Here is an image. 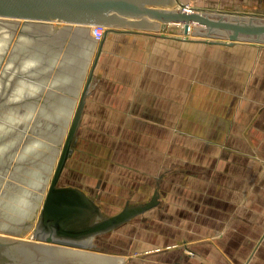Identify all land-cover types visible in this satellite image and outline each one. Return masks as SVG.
<instances>
[{
    "label": "crops",
    "instance_id": "1",
    "mask_svg": "<svg viewBox=\"0 0 264 264\" xmlns=\"http://www.w3.org/2000/svg\"><path fill=\"white\" fill-rule=\"evenodd\" d=\"M160 32L98 43L68 185L104 217L153 200L112 230L153 264H264V48Z\"/></svg>",
    "mask_w": 264,
    "mask_h": 264
},
{
    "label": "water",
    "instance_id": "2",
    "mask_svg": "<svg viewBox=\"0 0 264 264\" xmlns=\"http://www.w3.org/2000/svg\"><path fill=\"white\" fill-rule=\"evenodd\" d=\"M0 18L54 23L50 34L44 32V27L34 34H40L47 41L57 35L61 23L88 28L100 26L104 29L103 36L112 31L162 32L167 26L177 24L181 25L183 34L203 38L202 42L209 44L264 45V16L240 11H197L178 5L177 0H0ZM97 48L41 204L34 241L1 240L0 260L14 264L22 259L25 264H33L34 255H46L37 246L47 244L81 250L94 248L91 243L86 245L83 242L116 229L154 204L152 200L143 206L125 207L113 216L104 217L82 190L69 185L59 186L101 44L97 43Z\"/></svg>",
    "mask_w": 264,
    "mask_h": 264
},
{
    "label": "rangeland",
    "instance_id": "3",
    "mask_svg": "<svg viewBox=\"0 0 264 264\" xmlns=\"http://www.w3.org/2000/svg\"><path fill=\"white\" fill-rule=\"evenodd\" d=\"M258 1L261 3H258ZM177 3L178 5L182 4L187 8L197 11H240L242 13L264 16V0H177ZM0 22L4 25H0V27H2L0 30V125L3 127L5 126V129L3 130L5 133V131H7V127L10 125V118H14L16 113H18L17 110H23L22 108H25V105L28 104L27 110L34 111V117L37 118L38 116V118H40V120L35 121V124L39 125L41 129H43L44 136H46L45 139L48 140L50 145L49 150L46 152L41 151L43 152V155H41V153H37L35 156L33 155L35 159L32 160V162L29 160V162L25 164H19V162L16 163L13 161V154H17L20 151V147H11L9 149L0 148V226L2 229L8 230V227L15 224L14 219H9L10 216L16 215L15 218H17L16 211L18 210L20 203H17L19 200L18 197H20L22 191H24V187L28 185L30 186V184L33 183V180L38 182L35 189L38 188L39 191L34 189L30 199L32 208H30L28 212L32 214L31 218L36 216L39 200L38 195L40 193L42 183L44 182L45 175L51 168V163L53 162L56 151H58L57 149L59 148V143L61 139H63L60 138L61 132L63 131L62 127H65L69 122H71V118L75 110L73 105L77 104L75 100L77 93L75 94L76 96H74V92H76V90L73 88L78 84L77 82H79V80L80 84L85 82L97 43L92 41L90 32L87 33L86 36L81 35L80 32L70 35V32L66 31L60 37H58L57 32L55 37L53 36L49 41H47L48 39L45 37L35 36L36 39L33 37L34 34L37 33L38 29H41L42 27H44L43 30L46 32V25L42 24L43 26L40 28L34 27L33 29V27H31L32 23L24 21ZM32 25L35 26L36 24ZM160 33L170 35L175 38H186L197 42L203 41V38L183 34L181 27L177 25H173L171 28L163 30ZM40 38L43 40H40ZM63 38H66V40ZM52 43H57L58 45L55 46L52 45ZM250 45L256 48L258 46H260L259 48H264V45ZM87 46L93 49L88 63L85 61L87 55L85 52H87L88 49ZM5 67L6 69H4ZM86 67L87 71L84 73V68ZM16 70L18 71L16 74L14 73V75H10L11 71L15 72ZM63 70H65L64 74L69 77V82H65L66 79H64V82L62 81V78H65ZM74 76H76L75 82L73 81ZM25 77H27V80L30 82L29 84L35 92L23 99L21 102L16 103L14 101H10V94L12 91L11 88L16 86V84H18L19 81H22ZM83 78L84 81L82 82ZM12 84L15 85L10 88ZM72 106L73 109H71ZM58 112L61 113L60 118L65 117V121H56L60 123L59 129L54 127L56 122L51 119L56 117L55 115H58ZM31 125H33V123H31ZM10 134L11 132L1 134L2 137L0 138V147L4 144H9L13 140ZM20 139L16 138L14 143L20 142L19 144L23 145V143L26 142L24 137L23 141H20ZM19 144H17V146ZM13 149L15 150L13 151ZM45 164L47 166H45ZM70 173L73 175L72 168L68 165L65 166L59 180V186H66L73 181V178L68 177ZM114 202L115 201H112V203ZM21 212L19 211L18 213ZM16 221V225H18L16 227L18 228H15V230L19 233H22L21 231L23 230L24 233L22 235H13L10 232L14 231V229L9 228L10 231L8 230V232L10 234L0 232V241L3 240L5 242H9L13 240H22L26 242H33V235L36 232L37 220L35 223H31L30 221L25 222L24 220ZM21 224H23V228L26 227V229L21 228ZM135 231L136 228L135 230L133 229L130 231L127 236H138ZM115 236L116 234H113L112 231H110L109 234L105 233L94 236L90 239L92 247L94 248L84 249V251L109 254L110 256L118 258L120 257L123 259L122 264H153L152 258H154L156 254L138 255L139 251L137 252V250H135L134 253L125 250L120 247L122 241L121 237L119 236L115 238ZM73 251L81 252L82 250L76 249ZM33 257V259H35L33 261L36 264H41L42 260L44 261L42 264H78L81 261L85 262L82 257H75V259H73L74 261L70 259V256H62L61 259H56V256H52V258L51 256L46 255L41 257L34 255ZM50 260L54 261L51 262ZM25 263L26 262L22 259H18L14 262V264ZM0 264L13 263L1 259Z\"/></svg>",
    "mask_w": 264,
    "mask_h": 264
},
{
    "label": "bare ground",
    "instance_id": "4",
    "mask_svg": "<svg viewBox=\"0 0 264 264\" xmlns=\"http://www.w3.org/2000/svg\"><path fill=\"white\" fill-rule=\"evenodd\" d=\"M0 21H11L12 22V21H20V20H12V19H8V18H0ZM28 23L36 24L35 26H33L31 24V27H33V29H34V27H36V28L39 27L40 28L41 26L46 25V27H47L46 28L47 29L46 33H49L50 29L53 28L54 25H55L54 23H43V22L42 23L28 22ZM0 25H3V24H1V22H0ZM175 25H177V24H175ZM58 26H59L58 27V37L62 36V34H64L66 31L67 32L69 31L70 35L73 34V33H76V32H80L81 35H86V36H87V32H89V28L88 27H80V26H76V25L75 26H68V25H65L63 23H61ZM177 26L181 27V25H177ZM1 28L2 27H0V30H1ZM24 36H26V35H24ZM37 36L40 37V34L37 35ZM33 37L36 39L35 36H33ZM63 39L66 40V38H63ZM40 40H43V39L40 38ZM92 41L95 42L93 40V38H92ZM52 45L57 46L58 44L57 43H52ZM93 45H91V46H93ZM87 48H86L87 52H85L87 54L86 58H85V61H87V63H88V61L90 60V55L93 52V49L91 47H89V46H87ZM4 69H6V67ZM84 69H85L84 73H86L87 67L84 68ZM2 72H3V70H2ZM16 72H18V71L17 70L15 72L11 71L10 75H12V74L14 75V73L16 74ZM64 73H65V70H63V74ZM64 77L65 78H62L63 82H64V79H66L65 82H69L70 81L69 77L67 75L64 74ZM75 77L76 76L73 77V81L74 82H75ZM25 78H23L22 81H19V83L16 84V86H13L15 84H12L10 86V88L13 86L11 88L12 91H11V94H10L11 95L10 96V101H14L16 103L21 102L23 99L27 98L29 95H31V94H33L35 92L32 89L31 85L29 84L30 82L27 80V77H25ZM83 81H84V78H83L82 82ZM15 82H17V81H15ZM77 83H78L77 84L78 86L75 85L74 88H73L74 90H76V92L73 91L74 92V96L77 95L76 98H75L76 103L78 102L79 95H80V93H81V91L83 89V86H84L85 82L83 84H80V80H79V82H77ZM19 98H20V100H19ZM75 105L77 106V104L73 105L74 109H75ZM73 106H72L71 109H73ZM22 109L23 110H21V109L17 110L18 113L15 112L16 116L14 118H10V121H9L10 125L7 127V131H5V133L3 131L5 129L4 128L5 126L3 127L2 125H0V138L2 137L1 134H6V133L11 132L10 136L13 139L9 144H4L2 146L3 148L2 147H0V148L1 149H6V148L9 149L11 147L12 148H14V147L19 148L20 147V151L17 154H13V158H14L13 161L16 162V163L19 162V164L20 163L21 164L22 163L25 164V163L29 162V160L32 162V160L35 159L34 156L37 153H41V155H43V152H46L47 150L50 149L49 142H48L47 139H45L46 136H44L43 129H41V127L39 125L35 124V121L36 120H40V118H38V116H37V118L34 117V111H31V110L28 111L27 110L28 109V104L25 105V108H22ZM70 112H71V110H70ZM57 114L58 115H55L56 117H53V118L50 117V118L53 121H55V122L56 121H58V122L65 121V117L60 118L61 117V115H60L61 113L60 112H58ZM58 122L55 123L54 127L59 129L60 123H58ZM31 123H33V125H31ZM67 123H68V121H67ZM69 125H70V122L65 127H62L63 131L61 132L60 138H63V139L65 138ZM1 128H3V129H1ZM55 133H54V136H55ZM23 137L26 139V142H24L23 145L19 144L20 142L19 143L18 142L14 143L16 141L15 140L16 138L17 139L21 138L20 141H23ZM63 139H61V141L59 143V148L57 149L58 151H56V153L54 155L53 162L51 163V168L48 170L47 174L45 175L44 182L42 183V187H41L40 193L38 195L39 200H38V206H37V211H36L37 213H36V216L31 219L32 223H35L37 218H38L43 198H44L46 190L48 188L49 181H50V178H51L52 173H53V169L55 167L59 152H60L62 144H63ZM17 144H19V145L17 146ZM14 150L15 149H13V151ZM41 151H43V152H41ZM45 166H47V165L45 164ZM41 167H42V165H41ZM35 181L36 180H33L32 181L33 183H31L30 186L29 185L25 186L24 187V191H22V194L20 195V197H18L19 200H18L17 203H19V202L20 203H19L18 210L16 211L17 218H15L16 215L15 216L11 215L10 218H9V219H14V221H15V224L13 226L8 227V230H9V228L10 229L11 228L14 229V231L10 232L13 235H18V234L22 235L24 233L23 230L21 231L22 233H19V232H17V230H15V228H18V227H16V226H18V225H16L17 224L16 220H18V221H23L24 220L26 222V221H30V218L32 217V214L29 213L28 210L30 208H32V204H30V199H31L32 194L34 192V189H35V187H37V183H38V182H35ZM40 185H41V182H40ZM35 190L39 191L38 188H36ZM19 211L20 212L22 211V212L18 213ZM20 227L23 228V224H21ZM21 228H19V229H21ZM23 229H26V227L23 228ZM8 230H4L0 226V232L6 233V234H10L8 232ZM29 230H28V232H29ZM83 243L86 244V245H90L91 242H90V240H87V241H84ZM37 247L40 248V252H42L43 254H46L48 256H50V255L56 256V259H58V258L61 259L62 256L63 257L64 256H70L71 257L70 259H72V260L75 259V257H82V259H84L85 262L81 261L78 264H112L111 259L109 258V256L107 254L92 253V252H87V251H84V250H82L81 252H76V251H73V250H76V249L65 248V247H56V246H52V245H49V244L44 245V246H37ZM50 261L53 262L54 260H50Z\"/></svg>",
    "mask_w": 264,
    "mask_h": 264
},
{
    "label": "built area",
    "instance_id": "5",
    "mask_svg": "<svg viewBox=\"0 0 264 264\" xmlns=\"http://www.w3.org/2000/svg\"><path fill=\"white\" fill-rule=\"evenodd\" d=\"M89 32H90V36L93 38V40L96 43H99L103 38L104 29L100 26H91L89 28Z\"/></svg>",
    "mask_w": 264,
    "mask_h": 264
}]
</instances>
